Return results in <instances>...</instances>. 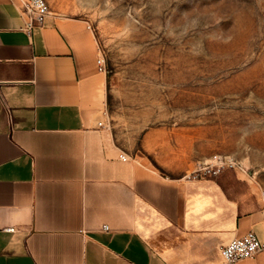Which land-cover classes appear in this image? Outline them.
Instances as JSON below:
<instances>
[{
    "label": "crops",
    "instance_id": "0c3cea01",
    "mask_svg": "<svg viewBox=\"0 0 264 264\" xmlns=\"http://www.w3.org/2000/svg\"><path fill=\"white\" fill-rule=\"evenodd\" d=\"M26 28L20 1L0 0V264H223L234 239L264 243V198L229 170L120 158L87 22L51 10Z\"/></svg>",
    "mask_w": 264,
    "mask_h": 264
},
{
    "label": "rangeland",
    "instance_id": "374dc122",
    "mask_svg": "<svg viewBox=\"0 0 264 264\" xmlns=\"http://www.w3.org/2000/svg\"><path fill=\"white\" fill-rule=\"evenodd\" d=\"M95 31L118 146L164 176L205 166L264 198V0H47Z\"/></svg>",
    "mask_w": 264,
    "mask_h": 264
},
{
    "label": "built area",
    "instance_id": "2783aa9c",
    "mask_svg": "<svg viewBox=\"0 0 264 264\" xmlns=\"http://www.w3.org/2000/svg\"><path fill=\"white\" fill-rule=\"evenodd\" d=\"M20 9L27 19V31L31 32L36 24H43L45 20L50 16L51 9L47 0H19ZM89 29H92L91 25H88ZM98 66L100 72L107 74L105 59L99 50ZM100 126H103L100 124ZM120 158L123 161H128L130 156L126 153H122ZM220 172L219 169H215L214 166H205L197 169L190 175L193 179L208 178L210 176L217 175ZM108 227H106V230ZM13 231V229H10ZM264 249V243H262L255 232L250 231L246 235L236 238L229 244L221 248V255L223 258V264H238L242 260L255 258Z\"/></svg>",
    "mask_w": 264,
    "mask_h": 264
}]
</instances>
